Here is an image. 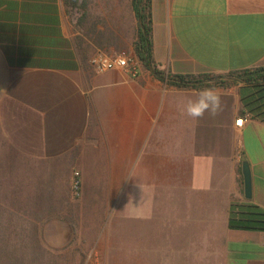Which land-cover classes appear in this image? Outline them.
I'll list each match as a JSON object with an SVG mask.
<instances>
[{"label":"crops","instance_id":"crops-1","mask_svg":"<svg viewBox=\"0 0 264 264\" xmlns=\"http://www.w3.org/2000/svg\"><path fill=\"white\" fill-rule=\"evenodd\" d=\"M100 4L95 16L64 0H0V197H11L14 237L40 264L75 246L83 262L170 253L197 264L215 245L221 264H264V233L228 228L232 203L264 209V122L241 114L242 85L215 87L220 111L192 119L184 107L200 89L142 65L136 78L96 73L98 52L135 56L137 31L131 0ZM151 25L166 74L264 67V0H151Z\"/></svg>","mask_w":264,"mask_h":264},{"label":"trees","instance_id":"trees-1","mask_svg":"<svg viewBox=\"0 0 264 264\" xmlns=\"http://www.w3.org/2000/svg\"><path fill=\"white\" fill-rule=\"evenodd\" d=\"M64 2L68 8L77 9L83 15L86 8L84 1L64 0ZM131 5L137 23L136 38L133 43L134 54L141 65L156 79L178 88H230L240 84L242 85L240 98L243 107L241 114L249 113L253 118L264 122V67L231 72L224 76L212 74L177 76L166 74L157 68L153 58L151 0H131ZM228 228L264 233V209L251 203H232L229 208ZM35 247L29 245L24 248L23 254L28 258L20 259L14 257V253L10 254L8 264H40L41 262L35 259L34 255L30 256L31 250L33 254L36 253V250H39Z\"/></svg>","mask_w":264,"mask_h":264},{"label":"rangeland","instance_id":"rangeland-1","mask_svg":"<svg viewBox=\"0 0 264 264\" xmlns=\"http://www.w3.org/2000/svg\"><path fill=\"white\" fill-rule=\"evenodd\" d=\"M86 2V8L85 11H87L90 15H97L99 13L105 12L106 9H102V4H100L101 0H81ZM68 10L72 13H79L80 11L77 9H70ZM7 198V202H6ZM5 199V201H4ZM11 197H0V264H8L9 262V256L10 254L14 253V257L17 258H27L24 256V250L23 248L28 247L29 245H24L19 242V236L16 239L14 237L15 229L13 227L14 223V216L13 212L11 210ZM18 240V241H17ZM216 248L219 249V251L216 252L213 251L212 258L211 259H204L203 256H208L204 254V252L198 251L197 253V260L195 261L197 264H221L220 260V248L218 245ZM74 252H64L62 255L65 257H68L67 259L62 260H56L55 258L51 260V264H155L156 261L151 260H135V261H129L125 258H119V259H107V260H86L82 261L80 259H74V255L80 256L83 251L84 247L82 246H75L73 248ZM55 257L57 255L55 252L52 253ZM27 255V254H26ZM113 255H125V252H118L116 254L113 253ZM168 258L163 261V264H184L186 261H181V259H173L172 254L168 253ZM42 262V261H39ZM192 264V259H191ZM45 263V262H44Z\"/></svg>","mask_w":264,"mask_h":264},{"label":"built area","instance_id":"built-area-1","mask_svg":"<svg viewBox=\"0 0 264 264\" xmlns=\"http://www.w3.org/2000/svg\"><path fill=\"white\" fill-rule=\"evenodd\" d=\"M89 63L96 73L122 70L131 78L138 76L141 66L136 56L120 53L105 54L98 52L90 58ZM242 121L243 119H238L236 125L241 126ZM70 183L74 196L78 197L81 190V179L78 171L73 172Z\"/></svg>","mask_w":264,"mask_h":264},{"label":"clouds","instance_id":"clouds-1","mask_svg":"<svg viewBox=\"0 0 264 264\" xmlns=\"http://www.w3.org/2000/svg\"><path fill=\"white\" fill-rule=\"evenodd\" d=\"M196 99H189L184 107V114L192 119L203 118L205 113L216 115L221 109V96L214 87H205L196 94Z\"/></svg>","mask_w":264,"mask_h":264},{"label":"water","instance_id":"water-1","mask_svg":"<svg viewBox=\"0 0 264 264\" xmlns=\"http://www.w3.org/2000/svg\"><path fill=\"white\" fill-rule=\"evenodd\" d=\"M242 175H243V184H244V195L246 199H250V172L248 164L244 162L242 164Z\"/></svg>","mask_w":264,"mask_h":264}]
</instances>
